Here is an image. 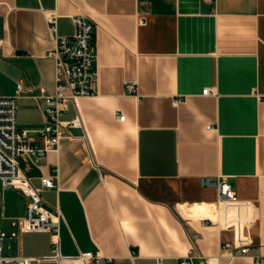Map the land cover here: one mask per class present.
Here are the masks:
<instances>
[{
	"label": "crops",
	"instance_id": "1",
	"mask_svg": "<svg viewBox=\"0 0 264 264\" xmlns=\"http://www.w3.org/2000/svg\"><path fill=\"white\" fill-rule=\"evenodd\" d=\"M50 13L62 36L75 33V17L94 23L98 88L62 114L82 125L58 150L19 157L46 207L62 211L59 251L52 232L23 229L30 200L0 179L5 254L29 264H80L89 252L100 260L87 264L189 254L264 264V0H0V97L24 83L19 128L36 145L46 123L37 96L57 85ZM53 173L58 187L44 188ZM222 181L237 203L221 197Z\"/></svg>",
	"mask_w": 264,
	"mask_h": 264
},
{
	"label": "built area",
	"instance_id": "2",
	"mask_svg": "<svg viewBox=\"0 0 264 264\" xmlns=\"http://www.w3.org/2000/svg\"><path fill=\"white\" fill-rule=\"evenodd\" d=\"M212 2L213 0H207ZM50 32L54 39V50L52 56L56 60V89L48 92L41 88V94L37 97L46 100L44 109L46 123L39 129L38 135L43 145L33 144L27 131L19 128L18 121V99L25 91L23 82H19L17 92L13 96L0 97V179L4 187L15 189L25 194L29 200V208L26 218L23 220V229L27 231L52 232L56 237L55 250L59 251L61 245V222L62 211L57 208L49 210L38 190L34 189L29 179L23 177L19 171V157L27 154L36 159H43L51 151L58 150L61 140L69 135V129L81 126V120L75 117L73 120L64 122L61 116L69 109L71 104L78 106V100L82 97L93 96L97 93V71L94 69L96 49L94 46L95 25L85 17H75V33L71 36L58 34V15L50 13L47 16ZM127 88L130 93L137 92V82H128ZM210 89H205L203 94H208ZM121 121L126 116L119 115ZM58 173L42 178V185L46 189H55ZM204 185H217L216 180L208 178ZM221 197L225 201L237 203L239 197L232 185L227 181L219 183ZM38 207V208H37ZM209 222V221H206ZM6 235L0 223V264H29V259L18 255L5 254ZM234 244L226 242L222 245L224 252H231ZM247 247H241L242 256L248 253ZM232 255H236L233 254ZM100 255L89 252L82 254L79 258L80 264L91 262L98 263ZM263 262L264 259H257ZM179 264H210L205 257L199 262L189 254L181 258Z\"/></svg>",
	"mask_w": 264,
	"mask_h": 264
}]
</instances>
